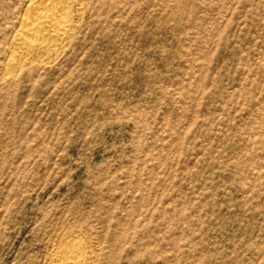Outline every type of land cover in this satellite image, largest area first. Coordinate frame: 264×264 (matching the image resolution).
Here are the masks:
<instances>
[{
  "label": "rangeland",
  "instance_id": "obj_1",
  "mask_svg": "<svg viewBox=\"0 0 264 264\" xmlns=\"http://www.w3.org/2000/svg\"><path fill=\"white\" fill-rule=\"evenodd\" d=\"M29 1L0 0V264H264V0H87L8 77Z\"/></svg>",
  "mask_w": 264,
  "mask_h": 264
},
{
  "label": "bare ground",
  "instance_id": "obj_2",
  "mask_svg": "<svg viewBox=\"0 0 264 264\" xmlns=\"http://www.w3.org/2000/svg\"><path fill=\"white\" fill-rule=\"evenodd\" d=\"M87 4V0H30L8 45L3 65L6 76L21 78L33 63H47L59 47L66 49L77 34L76 23L84 18ZM83 258L79 246L73 245L61 249L55 262L82 264Z\"/></svg>",
  "mask_w": 264,
  "mask_h": 264
}]
</instances>
